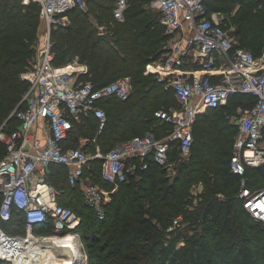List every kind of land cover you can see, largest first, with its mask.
I'll list each match as a JSON object with an SVG mask.
<instances>
[{"label": "trees", "instance_id": "trees-1", "mask_svg": "<svg viewBox=\"0 0 264 264\" xmlns=\"http://www.w3.org/2000/svg\"><path fill=\"white\" fill-rule=\"evenodd\" d=\"M149 1L129 0L124 20L116 22L112 16L115 0H83L84 9L76 7L68 13L67 26L52 30L53 64L63 66L76 61L88 68V73L79 75L77 81L89 82L94 89L120 77H129L131 83L125 101L110 96L98 102L106 115L101 133L97 134L99 121L93 114L83 116L79 122H73L65 148H77L81 142L86 152L93 154L98 147L101 153H106L133 136L151 132L160 138L171 129L155 112L168 111L171 104L177 108L174 93L165 89L154 76L144 74L147 64L156 62L166 53L164 46L170 38L161 24V14L146 7ZM236 2L241 5L234 18L236 46L258 57L264 46V0H212L210 8L228 14ZM94 3L95 14L89 19L87 6ZM103 25L105 32L99 30ZM39 31L36 3L24 6L21 0H0V126L3 125L5 132H12L20 124L11 113L28 90V83L20 79V74L33 61ZM254 102L252 95L237 94L229 98L225 106L199 116L193 127L190 152L175 166L173 182L169 183L162 167L147 160L146 170L128 174L126 181L119 185L101 220L85 206L77 189L84 212H76L81 217L76 231L84 241L88 264H184L180 254L165 245L168 239L161 234L160 227L172 225L188 205L187 198L192 199L189 192L193 186L202 187L197 197L200 214L186 219L199 221L202 234L199 235L197 229L190 237L186 264H264V225L255 222L242 208L236 197L239 178L229 170L237 129L229 123L227 115L221 113L225 107L245 110ZM4 155L5 147L0 143V158ZM178 156L177 143H172L168 159ZM97 173L98 181L110 189L111 186L101 180L100 161L94 160L89 170H85V176H92L94 183ZM59 174H62L61 181ZM66 174L65 168L50 166L46 181L49 179L47 182L58 192L57 202L72 209L68 190L75 188L67 183ZM246 176L250 185L264 186V167L248 169ZM228 191L233 198L222 208L215 196ZM88 212H93L92 218H86ZM233 213L244 224L241 230L232 227ZM24 225L22 214L13 212L4 230L8 234L23 235ZM45 230L52 232L49 225L36 226L34 232ZM179 235L168 241L171 246L178 242ZM227 236L232 238V252L222 250V240ZM203 238L208 240L205 246Z\"/></svg>", "mask_w": 264, "mask_h": 264}, {"label": "built area", "instance_id": "built-area-1", "mask_svg": "<svg viewBox=\"0 0 264 264\" xmlns=\"http://www.w3.org/2000/svg\"><path fill=\"white\" fill-rule=\"evenodd\" d=\"M32 1L39 7L40 31L33 69L21 76L28 90L11 113L20 124L12 132L0 126V143L5 147V155L0 158L1 262L20 264L18 261H24L22 257L29 250H33L30 255L45 251L35 249L33 240L44 238L34 232L36 226L49 225L54 234H69L80 226L81 217L57 202L58 192L46 181L50 166L67 170L69 186H81L83 203L101 220L105 199L117 191L128 174L146 170L147 160L163 168L172 143H177L179 156L185 158L198 116L225 106L237 94L252 95L255 102L227 116L237 129L229 170L239 178L236 197L242 208L264 225V186L250 185L246 176L248 169L264 167V46L258 57L237 47L225 28L227 17L211 10L212 0H150L146 7L161 14V24L171 40L164 48V58L159 64H147L144 74L153 75L174 93L178 107L155 112L171 129L160 138L151 132L133 136L106 153L96 147L92 154L83 149L84 144L64 147L73 122L93 114L99 121L97 134L101 133L106 115L98 102L110 96L125 101L131 90L130 78L120 77L94 89L89 82L77 81L79 75L88 73L85 64L73 61L54 65L52 30L65 26L68 13L76 7L84 9L83 0H21V4ZM128 4L129 0H115L114 21L124 20ZM94 160L100 161L101 180L111 190L86 182L85 170ZM13 212L23 216V235L4 230ZM176 227L178 218L173 220L170 232Z\"/></svg>", "mask_w": 264, "mask_h": 264}, {"label": "rangeland", "instance_id": "rangeland-1", "mask_svg": "<svg viewBox=\"0 0 264 264\" xmlns=\"http://www.w3.org/2000/svg\"><path fill=\"white\" fill-rule=\"evenodd\" d=\"M245 1H247V0H245ZM25 6H28V5H25ZM234 6H235L234 9L231 10L230 13H228V14L223 13V14L227 17V20H226V23H225V28L228 30V32L231 34V36L234 38V40L237 41L235 35L233 34L236 31V28H237V24L235 23L234 18L236 16L237 10L240 9V6L241 5L240 6L237 5V2H236V4ZM87 7H88V10H90L89 11V17L88 18L91 19L90 17H93V15L95 14V3L94 4H88ZM106 16H107V14H105V17ZM103 20H105V19H103ZM68 24H69V18L67 17V21L65 22V26H67ZM108 25H111V24H108ZM100 27H103L102 28V31L103 32L106 31V27H104V25L103 26H100ZM58 28H61V26L60 27H57L55 29H58ZM170 40L171 39L168 38V41L165 43L164 48L167 46V44H169ZM51 41H52V45H53V40L51 39ZM33 48L35 50V45H34ZM35 54H36V51H35ZM35 54H34L33 61L30 63V66L28 67V69L20 74V79H21L22 74H25V73H27V72H29V71H31L33 69V65H34V62H35ZM163 58L164 57H162L161 59H163ZM156 62H158V64H159L160 63V59L157 60ZM25 82H27V81H25ZM174 107H175L174 104L173 105L172 104L169 105V110L168 111H172V110L176 109ZM229 109H231L230 112H228ZM221 113L222 114H226L228 117H232L233 115L236 114V111L232 107H225V109L222 110ZM202 115H204V114H200L199 116L201 117ZM81 144L82 143L80 142L76 146H80ZM181 159H183V157H181V156H178V157H176V159H173V160L171 158L170 160H168V163L163 167V171L165 173V177L168 179L169 183H172L173 182V179L176 178L175 166L179 162H181ZM94 169H95V166L93 167V170ZM51 173H52V175H55L53 172H51ZM59 176H60V179L59 180L61 181L62 174H59ZM91 177H88L87 178V176H84V178H85V180H86L87 183H92V181H91L92 178ZM93 182L94 183H92V184H95L96 183L95 185L99 186V188L103 189L104 191L111 190V188L110 189H107L105 186H103V184L100 181H98V173L94 175ZM71 187L72 188H75L73 190L69 188V190H68V193L70 195L71 201L73 202L72 209H73V211L75 213L76 212L77 213H79V212L83 213L84 210H83V207L81 206V202H79V194H78V190L81 189V186L76 185V186H71ZM122 190H124V189H121L120 191H122ZM118 191H119V188L114 193V195L117 194ZM201 193H202V187L201 186H193V187H191L190 192H189V195H190V197H192V199L191 198H187L188 201H189L188 205H186L183 208V211H181L180 215L177 216V218L179 219V227H176L171 232H170V226H167L166 228L160 227L161 234L164 235L165 239H168L167 241L165 240V245H168L167 247L170 248L173 252L179 253L180 254L179 256L183 259L184 264L188 263V260H189V244L188 243L190 241L189 240L190 237L195 233L194 230H197L198 229L199 235L202 234L201 227H199V221L187 220L190 216H194V215H197L198 216V214H200V208H199V204H198L199 200H198L197 197ZM112 196H110L109 198L105 199V201H104V204H105L104 205V211H105V208H107L108 205L111 203ZM215 197H216V200L215 201H217V203H219L220 206H222V208H224V203L227 200H230L231 198H233V196L231 195L230 191H228L226 193H217ZM94 213H96V212L94 211ZM85 215H86V218H88V217H91L92 218L93 217V212H91V213L88 212ZM96 215H97V213H96ZM233 215H234L233 216V219H232V221H233V226H232L233 229L234 230H237V228H238V229L241 230L240 226H242V225L244 226L242 220L235 213H233ZM194 226H196V228H193ZM41 231H39V232H41ZM263 231H264V228H263ZM36 234L37 235H42L43 237H45V236H50V235H64L65 233L64 234L63 233L62 234H60V233L59 234H54L51 231L45 230L44 232L36 233ZM69 234H71V235L74 236V238H75V244H77L79 246V251H80V254H81L80 261L83 264H88V253H87V251L85 249L84 241H83V239L81 237V234L79 232H77L76 230L73 231V232H70ZM177 235H179L178 236L179 237L178 242L174 246H171L170 242H168V241L171 238H173V237H175ZM219 238H221V237H219ZM217 241L218 240L215 239V242H217ZM222 241H223V243L221 245L222 246V250L225 251V252H227V251L228 252L229 251L232 252L233 251V247L231 246L232 238L227 236L225 238V240H222ZM202 243L205 246V244H208V240H204V238H203L202 239ZM42 248L43 247L41 245H37L35 247L36 250H39V249H42ZM30 252H33V251L30 250ZM43 253H45V251L44 252H39L37 254L42 255ZM47 253H49V252H47ZM34 257H35V255L32 257V260L31 259L29 261L27 260V262L25 260L24 261H18V263L20 262V264H22V263L23 264H37V262H35V258ZM42 258H43V255H42ZM2 264H13V263H11V262H5V263H2Z\"/></svg>", "mask_w": 264, "mask_h": 264}, {"label": "bare ground", "instance_id": "bare-ground-1", "mask_svg": "<svg viewBox=\"0 0 264 264\" xmlns=\"http://www.w3.org/2000/svg\"><path fill=\"white\" fill-rule=\"evenodd\" d=\"M33 243L35 245H41L44 248L43 250H45V253L42 254L43 258L42 255H40L41 253L37 254V252L34 254L35 262H37V264H83L80 261L81 254L79 246L75 244V238L71 234L50 235L44 238L40 237L39 239L33 240ZM31 251L33 250L31 249ZM29 253L30 250L22 257L26 262L27 260H32V257L34 256Z\"/></svg>", "mask_w": 264, "mask_h": 264}, {"label": "crops", "instance_id": "crops-1", "mask_svg": "<svg viewBox=\"0 0 264 264\" xmlns=\"http://www.w3.org/2000/svg\"><path fill=\"white\" fill-rule=\"evenodd\" d=\"M40 22V21H39Z\"/></svg>", "mask_w": 264, "mask_h": 264}]
</instances>
